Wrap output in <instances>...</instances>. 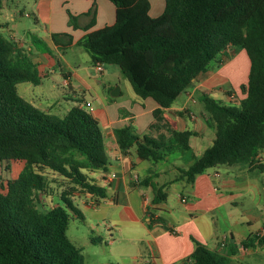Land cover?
I'll use <instances>...</instances> for the list:
<instances>
[{
    "label": "trees",
    "instance_id": "obj_1",
    "mask_svg": "<svg viewBox=\"0 0 264 264\" xmlns=\"http://www.w3.org/2000/svg\"><path fill=\"white\" fill-rule=\"evenodd\" d=\"M109 1L115 7L114 23L87 32L77 44L93 64L117 65L135 94L157 103L155 117L218 53L229 47L244 50L249 69L238 104L227 106L201 94L207 123L215 130L212 144L195 156L191 131L170 129L169 140L187 163L181 172L188 183L221 165L264 172L258 160L264 149V0H164L156 17L148 13V0ZM90 12L94 14V7ZM75 19L69 15L73 26ZM39 81L28 53L0 34V163L21 165L14 178L0 185V264H84L66 229L71 215H80L71 197L84 193L99 200L107 195L84 171L108 163L103 134L79 99L60 114L33 105L17 92L18 83ZM114 136L123 152L134 147L140 159L163 158L164 143L139 136L131 124L115 128ZM42 169L57 173L67 184L59 202L46 210L37 207L46 189ZM162 196L155 191L153 202ZM194 243L190 264H229L226 255ZM248 243L263 244L264 231L242 245Z\"/></svg>",
    "mask_w": 264,
    "mask_h": 264
},
{
    "label": "crops",
    "instance_id": "obj_2",
    "mask_svg": "<svg viewBox=\"0 0 264 264\" xmlns=\"http://www.w3.org/2000/svg\"><path fill=\"white\" fill-rule=\"evenodd\" d=\"M93 7L94 14L90 12ZM4 8L1 0L0 34L28 53L40 77L38 84L18 83L19 95L54 113L62 100L65 108L60 114L79 99V105L97 120L110 160L118 164L116 170L110 168L113 164L87 170L88 178L104 187L107 195L97 200L85 194L89 207L104 202L108 209L117 211L107 226L112 231L108 248L123 241L118 251L110 250L116 264H190L194 240L226 255L229 264H264V243L242 245L244 240L264 231V207L259 209V216L249 212L254 206H263L264 172L221 165L206 169L188 183L181 172L187 163L169 140L170 129L191 131L189 145L195 156L212 144L215 130L207 123L208 114L200 97L205 93L222 104L225 100L238 104L244 96L242 86L249 69L243 49L229 47L218 53L205 71L155 117L153 111L158 105L152 98H141L132 87L123 88L119 81L114 82L113 64L105 68L102 64L98 71L87 51L77 44L87 32L114 23L115 7L106 0H33L29 8L13 7L7 13ZM103 9L109 13L103 14ZM69 15L76 18V26L69 23ZM24 16H32L33 21L27 23ZM6 28L9 34L5 35ZM80 48L88 55L85 61L89 64L76 65L75 57H69ZM52 74L61 89L57 94L43 85L42 79ZM87 101L91 108L85 107ZM128 124L139 136L162 141L163 158L156 162L140 159L134 147L121 151L114 129ZM258 160L264 164L261 154ZM111 173L115 176L104 182ZM158 190L163 196L154 203ZM183 197L185 201H181ZM116 229L120 234L114 237ZM138 255L144 256L139 260Z\"/></svg>",
    "mask_w": 264,
    "mask_h": 264
},
{
    "label": "rangeland",
    "instance_id": "obj_3",
    "mask_svg": "<svg viewBox=\"0 0 264 264\" xmlns=\"http://www.w3.org/2000/svg\"><path fill=\"white\" fill-rule=\"evenodd\" d=\"M149 1V15L158 14L164 9V0H148ZM33 0H2L4 8V13L8 12V9L17 8L21 9L25 6V8H29ZM108 5L112 4L106 0ZM162 9V10H161ZM161 10V11H160ZM103 14L107 15L109 12L107 10H102ZM162 13V12H161ZM160 13V14H161ZM159 14V15H160ZM158 16V15H157ZM153 17V16H151ZM156 17V16H155ZM8 18V17H7ZM24 21L32 22V16L23 17ZM17 28L19 29L20 26L18 25ZM9 34V28L5 29V35ZM41 50V49H39ZM79 52L74 54L73 56L70 55L69 57H75L76 65L79 63L81 65H85V59L88 57L84 49H79ZM78 57V58H77ZM77 58V59H76ZM88 59V58H87ZM78 60V61H77ZM85 61V62H84ZM74 62V61H73ZM108 64H103V68L108 67ZM112 67L116 68V72L112 75L114 82H120L123 88L131 87L127 78L122 74L120 68L117 65H111ZM96 76L99 74L95 71ZM57 77L52 74L46 79H42L43 85L53 91L55 94L61 92V89L56 86L55 80ZM129 89V88H128ZM74 102V101H73ZM224 105L227 106H234L236 105V101H223ZM65 108V102L60 100L59 105H57V110L55 112H62ZM107 144V143H106ZM107 146V145H106ZM132 151V155L134 156V150ZM105 153L108 159L107 166L109 164H113V169H118V164L112 162L109 157V153H107L105 149ZM264 157V149L261 153ZM21 168V165L18 162H11L8 166L5 163H0V185L3 187L6 185V182L12 178H14ZM86 172L87 169H84ZM41 173L44 176L46 189L43 191L38 198L37 207L41 210H46L50 208L52 205L59 202V194L60 191L66 189L67 184L64 181V178H61L57 173L49 170V169H42ZM89 201V198L85 197L84 193H78L75 197H71V202L75 208H77L80 212V215L72 214L69 220L66 235L68 239L80 249V252L83 256L84 264H116L112 256L110 255V250L114 249V251H118L119 245L123 244V241H116L112 248H108V241H109V234L112 231H108L107 226L109 224V218L111 215H116L117 211L112 209H108L104 202L101 203V206H93L89 207L86 202ZM262 204L263 206H254L249 212L253 213L255 216H259V209L264 207V193L262 194ZM120 231L116 229V233L114 237L118 236ZM95 239V242H91V239ZM144 255H138L139 260H141ZM146 256V255H145Z\"/></svg>",
    "mask_w": 264,
    "mask_h": 264
},
{
    "label": "built area",
    "instance_id": "obj_4",
    "mask_svg": "<svg viewBox=\"0 0 264 264\" xmlns=\"http://www.w3.org/2000/svg\"><path fill=\"white\" fill-rule=\"evenodd\" d=\"M95 67H96V69L98 70V71H101L102 70V63H100V62H96L95 63ZM64 83H65V85L67 84V82L64 80ZM230 97H233L232 95H229ZM85 107H88V108H91V103L90 102H85ZM115 176V174L114 173H111V174H109L108 176H106L105 178H104V182H108L109 181V179H111V178H113ZM135 179L137 178L136 176L134 177ZM181 201H185V198L183 197V198H181Z\"/></svg>",
    "mask_w": 264,
    "mask_h": 264
}]
</instances>
